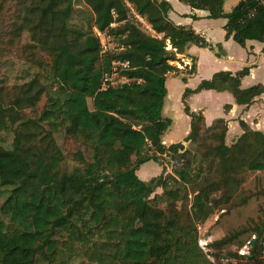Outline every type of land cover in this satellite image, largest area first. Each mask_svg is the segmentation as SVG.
I'll use <instances>...</instances> for the list:
<instances>
[{"label":"trees","instance_id":"1","mask_svg":"<svg viewBox=\"0 0 264 264\" xmlns=\"http://www.w3.org/2000/svg\"><path fill=\"white\" fill-rule=\"evenodd\" d=\"M86 1L95 14L94 26L114 37L115 51L103 54L94 33L71 37L68 20L73 0H25L29 5L22 24L30 28L33 17L40 13L41 30L46 32L44 38L54 56L53 80L59 87L34 124L41 129L46 124L51 132L63 126L68 134L85 139L92 146L93 161L86 164L87 168L61 174L57 168L63 156L47 148L54 142H46V137L42 143L48 145L42 150L25 148L20 135L13 149L0 146L1 185L11 187L0 209L8 220L6 223L0 219V264H38L40 259L47 264L57 251L60 238L84 246L103 231L107 240L92 242L95 249L91 260L100 264L106 260L108 264H180L171 252L173 247L178 257L187 259L196 257L198 247L190 246L180 234L175 237L162 223L164 211L151 204L150 196L156 189H165L164 178L142 181L137 170L149 161L160 162L157 154L185 153L188 143L194 142L200 131L213 129L217 124L216 128L222 129L219 152L224 157L243 140L256 138L264 145V134L244 127V135L227 146L223 120L207 127L203 114L191 111L187 103L190 94L224 88L230 75L220 73L211 81H203L197 89L186 90L183 103L191 119L190 133L182 142L163 144L162 138L172 125V119L163 116L167 79L179 72L170 64L177 57L174 51L166 49L167 40L179 54H184L190 45L202 48L210 45L193 29L169 20L171 6L166 0ZM180 1L193 8H206L210 18H226L227 38L232 37L243 47L249 40L264 42L263 0H242L228 14L223 9L224 0ZM127 3L146 18L157 35L142 30ZM114 59L130 62L131 68L121 74L134 81L102 90L103 74L110 70ZM247 72L245 69L235 77L236 88ZM34 89L35 80L25 85L26 100L35 97ZM262 91L254 87L243 91V95L250 102ZM88 98L92 99L93 109ZM11 110L0 99V132L9 128ZM131 155L137 157L133 166ZM78 156L82 159L83 155L79 152ZM249 169L264 170V159L256 160ZM202 196L200 192L194 204L200 213L204 212ZM198 219L201 220L199 214ZM228 241L222 239L217 244L221 246ZM257 241H251L250 255H240V249L230 255L259 264L255 256L260 249Z\"/></svg>","mask_w":264,"mask_h":264},{"label":"rangeland","instance_id":"2","mask_svg":"<svg viewBox=\"0 0 264 264\" xmlns=\"http://www.w3.org/2000/svg\"><path fill=\"white\" fill-rule=\"evenodd\" d=\"M72 4L68 20L71 37L94 33L95 14L87 1L73 0ZM28 5L25 0H0V99L12 109L9 128L0 132V146L13 149L20 135L25 148L42 150L48 145L42 143L46 137V142H54L47 148L63 156L57 168L61 174L87 168L86 164L93 161V149L88 141L68 134L63 126L51 132L46 124L43 129L34 124L47 108L49 97L57 95L59 87L53 80L54 56L44 38L46 32L41 30L40 13L33 17L30 28L22 24ZM190 70L188 67L179 71L187 74ZM34 80L35 97L26 100L24 87ZM88 104L93 109L91 98ZM216 126L200 131L196 140L188 143L185 153L167 152V157L157 154L163 166L160 176L167 185L165 189L157 188L150 196L151 204L164 211L162 223L175 237L180 234L190 246L198 247L196 257L189 259L178 257L173 247L171 252L180 264H241L242 259H234L230 254L237 253L245 245L253 246L251 241L255 239L260 248L264 241V170L249 169L250 164L264 159V145L256 138L243 140L224 157L219 152L222 129ZM130 159L133 166L137 157L131 155ZM166 163L169 166H165ZM10 192L11 187L2 186L0 180V209ZM200 192H203L204 209L201 213L196 212L194 206ZM0 219L8 223L1 211ZM91 239L82 246L72 245L66 237L60 238L58 249L47 264H100L91 260L95 249L92 242L102 243L107 240V234L103 231ZM222 239L229 241L219 246L217 242ZM112 240L117 242L115 237ZM115 259L117 262V257ZM108 263L106 260L104 264ZM38 264H45V261L40 259Z\"/></svg>","mask_w":264,"mask_h":264},{"label":"crops","instance_id":"3","mask_svg":"<svg viewBox=\"0 0 264 264\" xmlns=\"http://www.w3.org/2000/svg\"><path fill=\"white\" fill-rule=\"evenodd\" d=\"M166 1L171 6L169 20L175 25L193 29L210 46L202 48L190 45L183 55L194 61V69L187 74L186 71H179L168 76L163 116L171 118L172 125L162 138L163 144L170 146L182 142L190 133L191 119L185 113L183 103L186 90H195L203 81H211L220 73L230 75L224 82V88L203 89L190 94L187 103L191 111L201 112L207 127L223 120L227 146L233 145L244 135V127L264 134V91L254 95L250 102L248 96L243 95V91L254 87L264 90V42L249 40L243 47L232 37L227 38L226 18H210L206 8H193L180 0ZM240 1L224 0V12L230 13ZM245 69L248 72L240 77L236 88L235 77ZM162 171L163 166L159 162L149 161L137 170V175L147 182L162 175Z\"/></svg>","mask_w":264,"mask_h":264},{"label":"built area","instance_id":"4","mask_svg":"<svg viewBox=\"0 0 264 264\" xmlns=\"http://www.w3.org/2000/svg\"><path fill=\"white\" fill-rule=\"evenodd\" d=\"M128 7L130 8V11L132 15L134 16L136 22L139 24V26L142 28V30L148 34H151L153 36L157 35L150 23L146 20L145 17L139 15L132 5L130 3H127ZM114 13V12H113ZM115 24H113L114 26ZM94 34L99 38L101 45H102V53L107 54L110 52H113L117 48L116 41L112 35H110L107 32H103L99 30L96 26H94ZM167 50L174 51L176 53L177 59L170 61V64L174 67L178 68L179 70L188 68L192 69L194 65V61L183 55L177 53V50L172 47L169 40H167ZM131 64L128 60H120V59H114L111 61L110 70L104 72L102 77V85L101 89L106 90L108 88H115L122 84L129 83L131 81H134L130 78H127L123 76L121 73L130 69ZM142 80H139L141 82ZM164 157H167V154H164ZM165 166H169L167 163ZM168 172V171H167ZM253 246L246 245L244 248L240 249L238 252L242 256H248L250 255V251ZM257 258V261H260L259 264H264V241L263 244H261L258 255H255ZM241 264H258L256 261L249 262V261H242Z\"/></svg>","mask_w":264,"mask_h":264},{"label":"bare ground","instance_id":"5","mask_svg":"<svg viewBox=\"0 0 264 264\" xmlns=\"http://www.w3.org/2000/svg\"><path fill=\"white\" fill-rule=\"evenodd\" d=\"M211 243V242H210Z\"/></svg>","mask_w":264,"mask_h":264}]
</instances>
